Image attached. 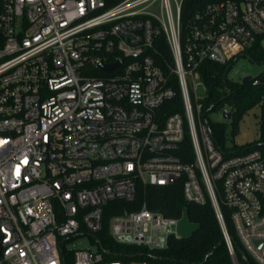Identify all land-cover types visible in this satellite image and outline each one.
<instances>
[{
	"label": "built area",
	"instance_id": "built-area-1",
	"mask_svg": "<svg viewBox=\"0 0 264 264\" xmlns=\"http://www.w3.org/2000/svg\"><path fill=\"white\" fill-rule=\"evenodd\" d=\"M183 1L0 0V264H152L108 261L136 253L105 244L163 250L182 216L110 205L178 181L187 204L209 202L233 264L223 207L244 258L264 264V152L216 146L198 96L204 62L264 36V0L208 4L186 22ZM256 107L261 119L264 94ZM84 237L92 248L69 247Z\"/></svg>",
	"mask_w": 264,
	"mask_h": 264
},
{
	"label": "trees",
	"instance_id": "trees-1",
	"mask_svg": "<svg viewBox=\"0 0 264 264\" xmlns=\"http://www.w3.org/2000/svg\"><path fill=\"white\" fill-rule=\"evenodd\" d=\"M226 0H184L182 4V20L186 22L194 13L203 9L208 4L222 2ZM238 1V0H237ZM158 62L163 68L172 67L173 59L170 50L162 39H159ZM256 49V52L253 50ZM264 57V52L259 46V42L252 48L248 49L245 55L253 62L264 61L257 60L253 54ZM234 60L225 65H218L211 62H204L200 69L199 75L205 86V109L213 105L211 111L220 110L221 106L228 107V119H231V132L237 133L238 123L243 116L255 108L259 103L261 96L264 94V78L261 79L259 86H252V79L245 84L231 83L226 76ZM264 74V73H263ZM263 74L257 76L262 77ZM171 80H175L174 76ZM177 90V88H175ZM179 100L178 96L175 99ZM203 118L207 120L206 110ZM209 123L212 138L216 146L223 148L225 138V128L222 123ZM237 146L234 145V148ZM250 148L260 149L264 152V111L260 119V139L257 143L248 145ZM245 149V148H243ZM185 151L190 152V140L186 136L178 155L182 161L185 160ZM190 154V153H189ZM190 157V155H189ZM145 205L149 210L158 212L165 217L180 218L184 211L187 212V218L191 223L197 224L199 230L196 231L189 239L170 238L168 246L160 251H147L144 248L120 247L111 242L105 244L110 249H121L126 252H135L136 256L131 259L122 258L118 254L111 255L108 261H121L127 263L133 261H147L152 264H233L230 258L219 224L215 217L209 202L204 206L187 204L182 195V183L175 182L171 186H147L139 185L136 191V199L131 204L114 203L111 207L117 209L113 213H123L127 211L139 210ZM226 230L232 240L237 264H254L250 259L244 258V253L237 241L232 222L229 217V211L222 208ZM139 252V253H137ZM150 256L155 257L154 259ZM66 264L69 262L66 261Z\"/></svg>",
	"mask_w": 264,
	"mask_h": 264
},
{
	"label": "rangeland",
	"instance_id": "rangeland-1",
	"mask_svg": "<svg viewBox=\"0 0 264 264\" xmlns=\"http://www.w3.org/2000/svg\"><path fill=\"white\" fill-rule=\"evenodd\" d=\"M259 46L264 52V36L259 40ZM256 52V49L253 50ZM257 60H263L264 57L253 54ZM264 73V61L253 62L244 56L234 60L232 67L227 73V80L231 83H241L245 78H255ZM199 97H204L205 92L199 88ZM228 110L227 106H221L220 110L209 111L207 120L210 123H222L225 128V143L237 147H248L252 143H257L260 139V110L255 107L248 111L238 123V130L235 135L231 132V119H223L222 112ZM72 249L92 248L88 238H78L69 243Z\"/></svg>",
	"mask_w": 264,
	"mask_h": 264
},
{
	"label": "water",
	"instance_id": "water-1",
	"mask_svg": "<svg viewBox=\"0 0 264 264\" xmlns=\"http://www.w3.org/2000/svg\"><path fill=\"white\" fill-rule=\"evenodd\" d=\"M116 66H117V64L109 65V66L101 65V66H99V68L101 70H104V71H111ZM249 79L250 78H245L241 83L245 84V83H247L249 81ZM212 107H213V105H212ZM222 116H223L224 120H226L228 118L227 110L222 112ZM198 230H199V226L197 224L191 223L188 220V218H187V212L184 211L183 216H182L181 220L178 222V225H177V234L180 236L181 239H189Z\"/></svg>",
	"mask_w": 264,
	"mask_h": 264
}]
</instances>
